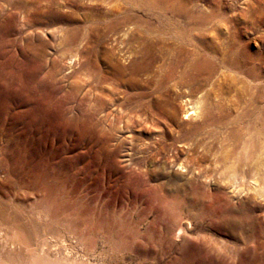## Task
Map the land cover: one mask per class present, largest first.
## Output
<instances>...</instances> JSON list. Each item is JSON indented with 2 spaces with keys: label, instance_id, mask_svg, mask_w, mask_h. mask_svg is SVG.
Masks as SVG:
<instances>
[{
  "label": "rangeland",
  "instance_id": "rangeland-1",
  "mask_svg": "<svg viewBox=\"0 0 264 264\" xmlns=\"http://www.w3.org/2000/svg\"><path fill=\"white\" fill-rule=\"evenodd\" d=\"M74 1L14 9L0 45V204L29 247L73 264H264V0ZM205 110L227 125L201 126Z\"/></svg>",
  "mask_w": 264,
  "mask_h": 264
},
{
  "label": "bare ground",
  "instance_id": "bare-ground-1",
  "mask_svg": "<svg viewBox=\"0 0 264 264\" xmlns=\"http://www.w3.org/2000/svg\"><path fill=\"white\" fill-rule=\"evenodd\" d=\"M72 1L76 3V1H74V0H72ZM68 2H70V0H0V45L1 46H7L10 44V40L8 38V36H9L8 30L10 29V27L12 26V23H13V16L15 13V12H13L14 9H20V11L25 12L26 7L28 5H30V6L33 5V6H35V8H37L39 6V10H38L39 16H42L44 10L45 11L53 10L56 7L60 6V4H65ZM4 4L6 5V9L3 6ZM31 9L32 8H30V10ZM117 16L114 17V20L109 22L111 29H114V30L118 29L119 26L128 22V20L125 17H123V16L117 17ZM79 30L80 29L77 27H73L70 29L66 28L58 37H60V40L63 41L64 43L74 44V43L78 42L80 39ZM121 33L125 34V31H123ZM54 36H55V34L51 33V38H53ZM11 44H12V41H11ZM190 61L192 64L190 66L194 67V68H198V67L202 68V66L209 63L208 61H206V59L203 56H201V54L200 55H198V54L190 55ZM203 62H205L206 64ZM220 62H221V64L227 65L231 68L241 67L239 60L234 55H222V57H220ZM198 63H200V64H198ZM209 65H211V64H209ZM182 70L185 71L186 68L181 69V72H182ZM251 70H253V69H251ZM234 71H236V70H234ZM204 74H206V73H204ZM218 107L221 109L220 105H218ZM217 110H219V109H217ZM193 111H190L189 113H192ZM228 115L229 114H224V113H222L220 115H218V114L214 115L211 111L205 110V111H203V113L201 115L202 120L199 122V124L204 127V126H207L208 124L212 123V124L217 125L218 127H224L225 125H227V123H225L226 122L225 118H227ZM207 131H209V130H207ZM45 159H47V158H45ZM44 161H46V160H44ZM14 207L16 208V205H14ZM10 208L6 205L0 204V230H4L6 234L10 233L9 237H7V238L5 237L3 240L2 239L0 240V264H73V260L69 256L68 253L64 254V256L55 255L56 257H54L53 254L50 253L51 249H49V251L44 250L46 247L44 245L47 243L43 242L44 244H41L39 247V243L37 242L38 240H36L37 238L32 240L34 247L30 248L29 244L31 243V239L29 238V236L25 232V227H24V223H23L24 221H23V218L21 217V214L20 215L14 214L12 211H10ZM63 213H65V215H63L64 218L61 217V220L66 222L67 225L69 224L68 228H71L72 224L70 222H72V220L66 219L67 218L66 216H69V218H70L71 211L69 209H68V211L65 209V212L63 211ZM58 215L59 214L52 215L50 218L51 221H53V222L57 221L58 222V217H57ZM178 228L181 229L182 227L179 226ZM33 236H34V234H33ZM56 249L54 252H57ZM84 251H85V249H84ZM42 253H44V254L47 253L46 256L44 255V257H46V258H44L42 256Z\"/></svg>",
  "mask_w": 264,
  "mask_h": 264
}]
</instances>
